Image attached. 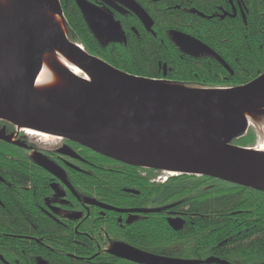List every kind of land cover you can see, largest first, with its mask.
Returning a JSON list of instances; mask_svg holds the SVG:
<instances>
[{
    "label": "water",
    "instance_id": "95a60500",
    "mask_svg": "<svg viewBox=\"0 0 264 264\" xmlns=\"http://www.w3.org/2000/svg\"><path fill=\"white\" fill-rule=\"evenodd\" d=\"M144 25V11L121 0ZM81 12L86 3L77 0ZM6 25L0 15V121L15 128L64 139L123 165L186 176H204L264 193V155L232 140L247 132L250 119L264 111V73L229 89L186 88L128 74L91 56L69 40L58 0H18ZM86 11V10H85ZM102 43L124 40L119 25L98 9L86 11ZM173 44L189 57L209 56L230 69L196 39L170 32ZM59 51L79 67L82 88L39 96L34 84L49 52ZM249 116V122L244 117ZM56 174L50 163L42 165ZM59 176V174H56ZM156 213L157 210L139 211ZM176 230L178 225L169 224ZM113 254L135 264H198L155 256L128 247Z\"/></svg>",
    "mask_w": 264,
    "mask_h": 264
},
{
    "label": "flooded vegetation",
    "instance_id": "af4514ba",
    "mask_svg": "<svg viewBox=\"0 0 264 264\" xmlns=\"http://www.w3.org/2000/svg\"><path fill=\"white\" fill-rule=\"evenodd\" d=\"M84 1L82 20L94 33L88 10L98 9L119 25L124 40L108 43L125 44L128 39L147 37L160 42L166 37L171 40L170 32L190 36L181 31L186 25L175 29L163 24L168 14L175 18L174 11L182 14L181 19L183 15L197 19L196 25L238 16L245 21L246 13L242 0L214 1L209 7L186 0H132L151 21V27L144 28L121 0ZM26 136L21 129L0 121V264H135L118 259L114 249L128 247L149 253L155 223L152 215L159 210L138 205L145 196L121 186L123 167L93 165L84 147L64 139L55 138L54 146L46 149ZM45 163L52 164L59 176L43 168ZM147 170L135 172L142 182L147 178L149 184H162L163 178H169L161 171L153 173V178ZM122 192L127 195L121 196ZM146 210L157 212H139ZM165 215L156 223L168 224L169 219L178 218L168 212ZM46 252L49 256L44 257Z\"/></svg>",
    "mask_w": 264,
    "mask_h": 264
},
{
    "label": "trees",
    "instance_id": "16d2710c",
    "mask_svg": "<svg viewBox=\"0 0 264 264\" xmlns=\"http://www.w3.org/2000/svg\"><path fill=\"white\" fill-rule=\"evenodd\" d=\"M58 1L69 40L82 46L87 54L128 74L186 88L226 89L242 86L264 73V0H247V3L242 0L245 21L238 16L196 25L197 19L184 15L181 19L182 14L172 12L175 18L169 21L171 26L181 29L186 25L181 31L209 46L229 67L231 75L212 57L192 58L181 54L167 37L160 42L147 37L128 39L125 44L102 43L82 20L77 0ZM186 1L209 7L220 0ZM189 23L192 27L187 26ZM254 133L250 127L244 136L231 143L250 148ZM85 154L93 165L113 163L123 167L125 177L120 179L121 186L132 187L145 196L146 200L138 205L158 208V213L152 215L155 223L150 254L198 264H264V193L186 175L169 177L163 184H149L147 178L142 182L136 175L139 168L86 149ZM146 172L153 178L158 173L150 169ZM126 195L122 192L121 196ZM167 212L178 218L169 219L168 224L156 223ZM171 220L178 221L176 230L169 225Z\"/></svg>",
    "mask_w": 264,
    "mask_h": 264
},
{
    "label": "bare ground",
    "instance_id": "6f19581e",
    "mask_svg": "<svg viewBox=\"0 0 264 264\" xmlns=\"http://www.w3.org/2000/svg\"><path fill=\"white\" fill-rule=\"evenodd\" d=\"M18 0H0V15L5 21L6 25H8L13 19L15 12L18 6ZM47 18L52 22L64 35H67L65 32L63 25L61 24L60 19L53 14L46 13ZM172 19L169 14L162 19L163 24L166 27L171 26L172 23L169 22ZM183 34V33H182ZM80 69L76 66L72 61L64 54L59 51L49 52L45 54L42 59V68L38 77L35 81L34 88L39 96L47 97L54 96L57 94H66L70 92H75L83 87L84 82H88L90 85V79L83 77L84 82H79L74 80L80 73ZM249 115L245 114V118L247 122H249ZM25 135L30 138H37L39 141L47 142L49 140H56L54 137L45 136L43 134L35 133L32 131H23ZM261 134V142L258 147H255V151L264 155V128L260 130ZM196 178H201L204 176H192ZM208 178V177H206ZM29 227V225H28ZM12 256V255H11ZM44 257L49 256V252L44 253ZM118 259H121L118 257ZM124 260V259H122ZM127 261V260H125ZM130 262V261H128ZM221 264H226L225 262Z\"/></svg>",
    "mask_w": 264,
    "mask_h": 264
},
{
    "label": "rangeland",
    "instance_id": "374dc122",
    "mask_svg": "<svg viewBox=\"0 0 264 264\" xmlns=\"http://www.w3.org/2000/svg\"><path fill=\"white\" fill-rule=\"evenodd\" d=\"M82 77V74H79L78 77ZM260 122H263L264 124V111L263 112H259V113H256L254 116L251 117L250 119V125L249 126H253L251 128H253L254 132V135H255V139H254V142L253 144L251 145L250 148H253L255 149V147H258L260 145V142H261V134H260V130H262L264 128V125H258ZM258 125V126H257ZM257 126V127H256ZM250 128V127H249ZM26 138H28L29 141H32L35 145L39 146V148H46V149H50L54 146V142L55 141H47V142H42V141H39L37 138H30L29 136H26ZM161 176H166L164 173H160ZM175 220H171V222H173ZM176 222V225L178 224V221H175Z\"/></svg>",
    "mask_w": 264,
    "mask_h": 264
},
{
    "label": "built area",
    "instance_id": "2783aa9c",
    "mask_svg": "<svg viewBox=\"0 0 264 264\" xmlns=\"http://www.w3.org/2000/svg\"><path fill=\"white\" fill-rule=\"evenodd\" d=\"M165 180V178H163V181Z\"/></svg>",
    "mask_w": 264,
    "mask_h": 264
}]
</instances>
